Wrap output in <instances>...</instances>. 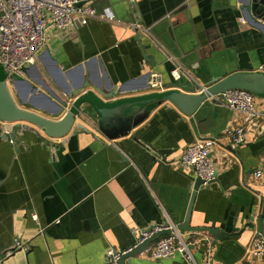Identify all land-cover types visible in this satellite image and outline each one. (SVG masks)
<instances>
[{"label":"crops","instance_id":"obj_1","mask_svg":"<svg viewBox=\"0 0 264 264\" xmlns=\"http://www.w3.org/2000/svg\"><path fill=\"white\" fill-rule=\"evenodd\" d=\"M239 3L95 0L98 12H113L117 21L95 17L83 27L52 31L39 63L20 77L53 98L84 81L85 89L98 94L131 78L139 85L149 70L158 71L159 90L199 92L213 77L260 69L264 62V29L233 7ZM175 5L173 23L165 22L167 16L159 19ZM146 22L153 23L157 36ZM137 33L142 46L150 45L145 51ZM158 38L172 46L162 45L160 52ZM170 50L187 53L188 65ZM16 84L9 85L19 105L50 117L34 103L33 93L22 100L25 94ZM257 104L264 110V98ZM18 124L24 128L16 130L14 141L4 138ZM236 127L246 131L243 143L227 134ZM200 138L217 139L210 155L217 180L199 189L190 225L217 233L181 231L196 264H264V256L248 253L260 216L264 228V116L248 123L243 112L216 99L192 116L165 101L115 139L79 118L64 138L29 122L0 120V264H106L110 251L133 247L139 232L166 221L182 223L197 175L173 162ZM131 264L192 263L181 254L153 259L146 250Z\"/></svg>","mask_w":264,"mask_h":264},{"label":"water","instance_id":"obj_2","mask_svg":"<svg viewBox=\"0 0 264 264\" xmlns=\"http://www.w3.org/2000/svg\"><path fill=\"white\" fill-rule=\"evenodd\" d=\"M83 3L84 1H81L78 5H82ZM176 7V5L168 7L167 15L159 19L166 18L167 16L168 19L165 22L173 23L172 19L175 13L173 16L172 13L176 10ZM233 7L239 9L251 23L261 25L264 29V0H240L239 5H234ZM133 20L135 21L134 18ZM145 26L147 28L151 27V33L157 36L156 27H153L152 22H146ZM136 39L142 46L141 35L139 33H137ZM158 39L159 42L154 43L158 49H161L162 45H165L168 49L172 46L171 43L166 44L161 38ZM147 47H150V45L142 46L144 51ZM193 48L195 49L196 46ZM160 49V52L163 51ZM170 51L182 64L188 65L185 62L186 57L184 56L187 53ZM167 59L168 56L164 53V60ZM28 71L29 67H25L24 72L27 73ZM153 73H158V71L149 70L142 74L139 78L143 79V82L139 83V85L135 84L137 79L131 78L120 82L119 85L114 84L107 92L100 89L98 90L99 94L93 90L85 89V87L89 86V83L88 81H84L76 89H70L65 95H55L56 99L46 92L38 90L36 86L23 77H14L13 79L17 83L16 87L19 94H25L26 96L22 95V100H28L30 94L33 93L32 98L34 103L39 107L40 111L47 110L50 116L48 117L19 105L7 81V74L2 65H0V120L4 123L29 122L38 126L48 136L64 138L70 132L76 119L82 117L81 111H84L88 115L96 117L95 121L98 123V129L102 135L108 139H115L127 135L134 126L145 119L153 107L165 101H170L183 113L192 116L209 99L215 101L216 95L230 89L243 88L253 92L258 97L264 98V62L261 64L260 69L239 70L224 77H213L201 91L195 93H189L176 87L162 90L155 89L151 86L150 82L153 78ZM134 85H137L136 89L132 88ZM131 91H141L142 93L126 95L127 93H131ZM39 96L44 98L39 99ZM72 98L73 100L71 101ZM70 101L71 104L69 105ZM23 128L22 124L16 125L12 133L4 135V138L15 139L16 130ZM80 129L81 127L78 125L75 128V133L80 132ZM216 180L217 172L215 173V178L209 183ZM203 185L204 180L200 176H197L186 218L182 223L177 225L178 229L182 232L208 230L211 233H217V229L214 228L193 227L190 225L195 199L199 189ZM257 230V236L261 235L264 230L261 216L257 219ZM170 233V229H165L153 234L136 247L122 254L116 263L131 264L132 258L146 251L161 236ZM117 252L115 251V253Z\"/></svg>","mask_w":264,"mask_h":264},{"label":"built area","instance_id":"obj_3","mask_svg":"<svg viewBox=\"0 0 264 264\" xmlns=\"http://www.w3.org/2000/svg\"><path fill=\"white\" fill-rule=\"evenodd\" d=\"M84 1L82 5H78ZM95 0H0V65L7 74L8 83L14 77L24 74V68L36 65L40 61L42 51L49 43L52 31H65L71 27H83L91 18L109 19L117 21L113 12H98L92 5ZM137 23H134L135 27ZM176 77H180L179 67L174 70ZM155 89L161 87L162 81L158 73H153L150 80ZM65 95V94H64ZM258 96L253 92L236 88L230 89L215 96L217 102L239 110L245 114L246 122L251 123L264 110L257 104ZM80 118L91 129L98 130L97 122L86 112L81 111ZM227 134L237 144L243 143L246 138L244 127L230 128ZM215 138H200L189 144L179 158L173 163L192 168L197 176L208 184L215 178V169L211 160V146ZM11 141H14L11 139ZM257 171L256 176H261ZM165 229L171 233L156 240L155 245L147 249L151 258L163 259L175 254H181L192 264H196L193 252L177 224L166 221L161 225L139 232L133 247H136L153 234ZM131 247L130 249H132ZM128 250L110 251L106 264H117V259ZM248 253L251 257L264 256V233L256 236L250 243Z\"/></svg>","mask_w":264,"mask_h":264},{"label":"rangeland","instance_id":"obj_4","mask_svg":"<svg viewBox=\"0 0 264 264\" xmlns=\"http://www.w3.org/2000/svg\"><path fill=\"white\" fill-rule=\"evenodd\" d=\"M12 82H10L9 84H11ZM11 88L13 87V86H10ZM14 90V89H13Z\"/></svg>","mask_w":264,"mask_h":264}]
</instances>
